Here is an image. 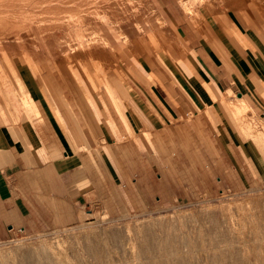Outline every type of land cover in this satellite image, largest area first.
<instances>
[{"label":"crops","instance_id":"crops-1","mask_svg":"<svg viewBox=\"0 0 264 264\" xmlns=\"http://www.w3.org/2000/svg\"><path fill=\"white\" fill-rule=\"evenodd\" d=\"M172 25L180 50L139 52L126 92L116 86L115 68L107 75L112 66L103 55L110 53L105 40L103 54L94 51L97 58L85 39L90 54L80 62L79 50L68 48L93 85L112 84L85 92L83 105L34 86L27 91L5 57L14 79L8 86L17 85L24 100L0 97V241L18 231L75 225L84 207L147 206L158 183L171 184L173 170L219 169L234 188L246 171L264 174V150L248 137L250 124L234 116L244 106L246 121L257 123L264 134V13L251 23L236 13H220L198 25ZM150 35L148 45L157 47ZM38 43L36 53L42 46L65 61L61 48L52 53L44 41ZM99 57L105 60L97 63L98 70L92 63ZM35 60L26 58L37 77Z\"/></svg>","mask_w":264,"mask_h":264},{"label":"rangeland","instance_id":"rangeland-1","mask_svg":"<svg viewBox=\"0 0 264 264\" xmlns=\"http://www.w3.org/2000/svg\"><path fill=\"white\" fill-rule=\"evenodd\" d=\"M135 2L139 14L134 15L130 10V21L123 18L121 25L110 23L113 28L118 27V48L107 44L111 53L117 49L119 57H115L114 67L120 74V83L116 86L124 87L125 92L132 87L131 73L139 52L180 50L172 21H190L198 25L208 16L236 13L242 21L251 23L264 13L246 10V7L243 10L241 7L228 8L223 3L207 9L200 0ZM122 27L124 33L120 31ZM152 33L157 34H153L156 39L151 41L158 45L154 48L148 45L146 39L150 38H145ZM88 37L89 42H93L94 36ZM9 41L6 46L15 42ZM67 42L62 41L67 47L73 43ZM77 44L74 42L72 47L77 48ZM24 50L26 57L22 51L7 52V49L5 54L0 53V97L7 98L8 102L24 98L17 85L8 86L12 75L5 57L11 59L27 91L34 86L47 93H56L64 101L72 98L76 99V104L83 105L87 100L85 92H97L100 85H112L108 82L93 85L75 59L68 65L61 56L52 57L42 46L38 53ZM79 56L80 53L79 62L86 58ZM26 58L30 61L36 58L39 63L37 77ZM71 67H75V72ZM111 71L108 69L107 75ZM243 107H239L234 116L238 123L250 124L248 137L263 151L262 129L257 123L246 121L249 113ZM205 156L214 155L206 153ZM224 172L211 168L173 170L171 184L158 183L155 199L147 206H134L130 202L123 209L89 206L84 207L82 218L75 225L46 232L18 231L11 239L0 241V264H264V174L254 177L246 171L236 180L240 187L234 188L229 175L223 180Z\"/></svg>","mask_w":264,"mask_h":264},{"label":"bare ground","instance_id":"bare-ground-1","mask_svg":"<svg viewBox=\"0 0 264 264\" xmlns=\"http://www.w3.org/2000/svg\"><path fill=\"white\" fill-rule=\"evenodd\" d=\"M136 2L135 0H0V53L5 54L7 49H8L7 52L22 51V50L24 51V49L33 50V51L34 49L38 50V46L40 45L38 41L40 40V41L45 42L42 45L45 44V47H47V49L49 48V51H51L52 53L58 50V47L61 48V50L59 49L58 52L62 53V55L64 54L65 61L68 64V62L74 60L75 58H78L77 56L74 55L75 52H78L79 54V51H80L79 58L82 56H86V53L90 54L86 50L88 45H87V42L84 40L85 38L87 39L89 35H93L94 36L93 43H91L92 42L91 40L89 44L93 45L91 46L92 49H94L93 52L95 51L97 54L99 53V56H100L99 51L101 50V47H100L101 40L99 39L101 38L102 40H105L106 41L105 44H108V45L111 44V46L114 44V46L116 47V44H117L116 41L119 40L118 31H117L118 27L116 25V27L114 26L115 28H113V26L110 25V23L118 22L121 25L120 22L123 21V18H129L128 16L130 15L129 14L130 10L133 11L134 15L139 14V13H136L137 11ZM200 2L201 4L203 3V5H206L207 9L209 7H214V6L216 7L218 6V4L220 5L222 3L228 6V8L241 7L243 10V7H246V10H247L248 8L250 9L251 7H253L261 11L264 9L263 8L264 0H200ZM154 7L156 8L155 5ZM188 7L189 6H187V8ZM163 16L164 15H162L161 17L159 16V17L162 19L164 18ZM130 19L131 17L129 18V21ZM134 19H136V17ZM123 30L124 28L122 30L120 29L121 32H123ZM155 33H158V32H155ZM155 33H152V34H155ZM64 39L67 40L69 43L73 41L71 45L67 44V45H70V47H67L66 45L64 46V44L62 43ZM9 40H11L12 42L13 41L15 42L13 44L11 43V44H8V46H6ZM79 41H81V43L77 44V42ZM74 42L77 44L76 46L79 51H75V52L72 51L74 53L71 54L70 56L69 54L71 52L69 51L70 53L69 52L67 53V51L74 47V46L72 47V45H74ZM8 43H10V41ZM103 46L105 47L106 45H103ZM102 50L103 52L105 51V49H102ZM81 53H82V56H81ZM96 53L93 54L92 56L94 57V55H96L97 57ZM54 54L56 55V53ZM103 55H104V58H106L107 62L109 61V63L111 64L112 67L110 66L111 67L110 69L113 70L115 68L114 63L115 61H117L115 57L116 56L118 57L117 49H115L113 53L111 52L108 54L104 53ZM24 56H26V54ZM73 56H75L74 59H73ZM101 57H99L98 59L99 62L92 63V65H94V67L96 66L97 69L100 68L99 63L102 64L101 60L103 61L104 59ZM35 61L36 63H38L37 60ZM97 63L99 64L98 66H97ZM105 67L106 66H104V70H105Z\"/></svg>","mask_w":264,"mask_h":264}]
</instances>
